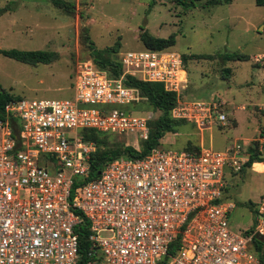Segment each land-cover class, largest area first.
Masks as SVG:
<instances>
[{"label": "built area", "instance_id": "obj_1", "mask_svg": "<svg viewBox=\"0 0 264 264\" xmlns=\"http://www.w3.org/2000/svg\"><path fill=\"white\" fill-rule=\"evenodd\" d=\"M119 62L122 72L110 77L91 59L77 61L72 98L21 97L6 104L7 119L0 121V264H79L81 218L75 211L89 221L85 264H161L177 240L164 264H260L252 241L264 236V200L256 207L259 227L236 232L229 224L236 204L226 193L251 145L264 156V134L223 150L201 143L197 151L157 147L143 157L119 156L86 180L97 144L82 130L148 137L153 113L134 108L142 96L125 84L127 75L174 91L171 117L198 134L228 121L223 99L185 96L178 54L125 50ZM255 62L264 64V54ZM8 117L16 119L15 134ZM254 163L264 160L251 168Z\"/></svg>", "mask_w": 264, "mask_h": 264}, {"label": "rangeland", "instance_id": "obj_2", "mask_svg": "<svg viewBox=\"0 0 264 264\" xmlns=\"http://www.w3.org/2000/svg\"><path fill=\"white\" fill-rule=\"evenodd\" d=\"M65 1L74 4L73 13H67L52 0H0V7L8 8L0 14V49L58 53L52 62L35 65L0 53L3 88L26 99L72 98L76 63L93 60V50L103 51L119 42L118 51L110 54L112 59L119 60L125 50L144 48L139 39L143 30L157 37L175 32V44L166 51L180 58L191 53L239 51L249 59L182 61L187 77L185 96L198 100L223 99L228 121L202 134L186 123L176 133H167L161 139V146L182 149L191 141L223 150L238 140L264 133L261 126L264 125V64L255 62V57L264 53V29L260 28L264 25V5H256L255 0H231L209 6L204 4L206 0H192L194 6H183L178 0ZM226 67L229 73L224 76ZM136 108L142 115L152 111L142 100ZM152 113L153 117L158 115ZM111 141L140 145L132 133L114 135ZM253 166L228 178L226 196L236 204L229 224L236 232L259 227L255 206L261 202L260 191H264V180L258 181L264 178V172L257 171H264V163Z\"/></svg>", "mask_w": 264, "mask_h": 264}, {"label": "trees", "instance_id": "obj_3", "mask_svg": "<svg viewBox=\"0 0 264 264\" xmlns=\"http://www.w3.org/2000/svg\"><path fill=\"white\" fill-rule=\"evenodd\" d=\"M53 3L63 8L67 13H73L74 4L69 3L65 0H52ZM183 6H194V2L190 0H178ZM231 0H206L205 5H216L229 3ZM256 5H264V0H255ZM7 7H0V14L6 11ZM89 40V37H86ZM139 39L143 44L144 48L154 49V50H164L172 47L176 41V33L172 32L167 37H157L147 30H143ZM92 48H94L93 44ZM119 42L115 45L106 48L105 50H93L92 59L93 62L101 69L107 71L110 77H117L122 72V66L119 60H114L111 58L110 54L118 51ZM0 53L4 56L13 58L15 60L28 63V64H38V63H49L58 58V53L56 51L50 50H21L17 48L11 49H0ZM106 53V54H105ZM182 61L186 63L189 59H202V58H220L222 62L227 61H245L249 59V56L245 53L234 51V52H223L215 54H183L181 56ZM224 76L229 73V68L223 69ZM126 85L133 86L140 91L142 96V102L154 112H158L156 117H152L148 121L149 134L145 140L140 141L139 148H135L132 145L123 142H113L111 141V135L96 132L92 129L82 130V135L85 140L94 141L97 147L92 154L90 160V172L86 180H90L97 176L98 172L101 171L104 165L119 156L137 158L143 157L148 154L153 148H163L161 146V139L167 133H176L181 129L186 122L182 119H174L170 115L171 108L175 105L177 101V96L174 91H169L164 88L161 82H148L137 79L134 76L127 75V79L124 81ZM21 98L18 95L12 94L10 91L2 87L0 83V121L7 119L5 113V106L9 101ZM137 106V105H136ZM136 106L134 108H136ZM137 109V108H136ZM8 120L13 128V134L16 132V119L13 117H8ZM263 133V132H262ZM199 145L187 141L182 150L185 151H197ZM250 157L244 167L241 170L251 166L253 162L264 160V156L260 155L255 147L252 145L249 147ZM77 185L76 180L74 181L73 187ZM76 214L81 218L80 223L76 226V233L78 235V253H79V264H85L90 257L88 252L91 246L89 241V221L86 219L79 211H75ZM248 230V231H252ZM253 249L255 250L260 264H264V236L258 234L252 241ZM178 245V240L174 241L168 251V255L163 258L161 264H164L168 260V256L172 255Z\"/></svg>", "mask_w": 264, "mask_h": 264}, {"label": "crops", "instance_id": "obj_4", "mask_svg": "<svg viewBox=\"0 0 264 264\" xmlns=\"http://www.w3.org/2000/svg\"><path fill=\"white\" fill-rule=\"evenodd\" d=\"M261 29H264V25H262L261 27H260ZM257 54H260V53H257ZM262 54H264V53H261V55ZM242 108H243V106H242ZM263 114H264V111L262 112ZM261 126H264V125H261ZM259 128H260V126L257 128V130L256 131H258L259 130ZM263 132V131H262ZM260 134H264V133H260ZM166 136H164V138H165ZM254 137V136H253ZM258 173H260V174H262L264 171H257ZM264 180V178H258V181L259 180ZM260 199H261V201L262 200H264V191H263V189L260 191ZM257 206V205H256ZM256 206H255V208H256Z\"/></svg>", "mask_w": 264, "mask_h": 264}]
</instances>
